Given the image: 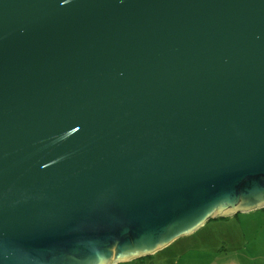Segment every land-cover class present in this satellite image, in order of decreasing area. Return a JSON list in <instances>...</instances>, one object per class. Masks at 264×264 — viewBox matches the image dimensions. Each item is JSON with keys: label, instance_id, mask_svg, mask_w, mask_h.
<instances>
[{"label": "water", "instance_id": "95a60500", "mask_svg": "<svg viewBox=\"0 0 264 264\" xmlns=\"http://www.w3.org/2000/svg\"><path fill=\"white\" fill-rule=\"evenodd\" d=\"M264 209V0H0V264H120Z\"/></svg>", "mask_w": 264, "mask_h": 264}, {"label": "rangeland", "instance_id": "374dc122", "mask_svg": "<svg viewBox=\"0 0 264 264\" xmlns=\"http://www.w3.org/2000/svg\"><path fill=\"white\" fill-rule=\"evenodd\" d=\"M155 261L157 264H264V209L213 218L193 234L161 250Z\"/></svg>", "mask_w": 264, "mask_h": 264}, {"label": "flooded vegetation", "instance_id": "af4514ba", "mask_svg": "<svg viewBox=\"0 0 264 264\" xmlns=\"http://www.w3.org/2000/svg\"><path fill=\"white\" fill-rule=\"evenodd\" d=\"M161 251L153 254V255H149V256H145L139 259H135L132 260L130 262H126V263H120V264H157V262L155 261V257L156 255H158ZM170 259L166 260V262H168Z\"/></svg>", "mask_w": 264, "mask_h": 264}]
</instances>
